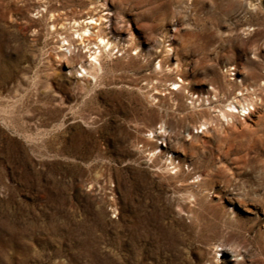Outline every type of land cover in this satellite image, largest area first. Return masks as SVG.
I'll list each match as a JSON object with an SVG mask.
<instances>
[{
    "label": "rangeland",
    "instance_id": "rangeland-1",
    "mask_svg": "<svg viewBox=\"0 0 264 264\" xmlns=\"http://www.w3.org/2000/svg\"><path fill=\"white\" fill-rule=\"evenodd\" d=\"M0 264H264V0H0Z\"/></svg>",
    "mask_w": 264,
    "mask_h": 264
},
{
    "label": "bare ground",
    "instance_id": "bare-ground-1",
    "mask_svg": "<svg viewBox=\"0 0 264 264\" xmlns=\"http://www.w3.org/2000/svg\"><path fill=\"white\" fill-rule=\"evenodd\" d=\"M78 21H80L82 24L80 26H78V27H73L72 28V35H71L73 37L75 36L76 39H77V41L80 40V36H79L80 34H84L85 35V34H87V33L90 32V30L87 28L90 25L89 24L87 25V23L88 22L91 23L93 21V19H91L89 16H84V17H80L78 19ZM68 23L70 25H75L76 24V20L73 19V18H69ZM75 29H77V30L76 31H73ZM93 36L95 37V42L98 43L100 46L101 45H104L105 46L107 44V42H104V39L101 40V38H99V36H95V35H93ZM59 39H62V42L64 44H66L64 38L61 37ZM62 42H60V43H62ZM60 43H58V45ZM80 45H82V44H80ZM93 47H95V44L93 45ZM62 48H64V50H66V48H65L64 45H62ZM96 51H97V49H94V50L91 49L89 52L86 53V56H87L86 57V61L89 62L90 64H93V65H96L97 64V61H96V54H97V52ZM66 54H67V51H66ZM80 70H81V68H80ZM168 82L169 83H172L171 81H168ZM229 109H231V105L225 103V107L224 108H221V109L215 108V111H216V114L217 115L223 116V114H225V113L229 114V112H228ZM201 122H203V120H201Z\"/></svg>",
    "mask_w": 264,
    "mask_h": 264
}]
</instances>
